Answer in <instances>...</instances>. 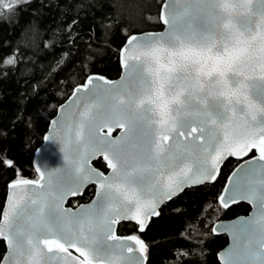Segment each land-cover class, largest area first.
<instances>
[{
  "label": "snow or ice",
  "instance_id": "snow-or-ice-1",
  "mask_svg": "<svg viewBox=\"0 0 264 264\" xmlns=\"http://www.w3.org/2000/svg\"><path fill=\"white\" fill-rule=\"evenodd\" d=\"M250 4L172 0L161 13L165 33L129 38L138 52L131 59L147 66L131 87L105 81L101 89L89 77L75 89L64 116L44 137L61 146L62 166L37 167L39 179L10 185L13 193L0 210V239L10 255L0 264H53L54 251L64 254L56 264H142L147 246L135 234L118 237L114 225L128 220L144 231L146 218L159 215V204L186 185L215 180L226 155L242 157L253 149L258 156L245 162L220 197L223 207L242 198L256 208L234 226V243L223 260L264 264V86L255 89L258 103L245 94L257 70L264 84V0L258 14ZM16 6L18 0H0V12ZM193 12L201 31L190 22ZM123 62L127 66V58ZM13 63L14 57L5 60ZM116 128L121 131L113 137ZM101 155L108 175L91 167ZM0 165L12 167L13 161L0 159ZM90 182L98 186L91 206H63Z\"/></svg>",
  "mask_w": 264,
  "mask_h": 264
},
{
  "label": "trees",
  "instance_id": "trees-1",
  "mask_svg": "<svg viewBox=\"0 0 264 264\" xmlns=\"http://www.w3.org/2000/svg\"><path fill=\"white\" fill-rule=\"evenodd\" d=\"M162 0H18L12 11L0 12V210L8 183L37 179L32 165L57 106L90 74L115 78L119 51L132 33L159 30ZM69 25H72L69 29ZM13 56L15 63L5 64ZM255 152H251V156ZM240 161L228 158L212 183L184 189L165 202L144 231L121 222L117 232L137 235L147 246L145 264H220L217 252L227 236L215 234L217 219L247 214L246 202L222 207L218 198ZM95 166L106 171L103 160ZM88 186L71 198L75 206L94 194ZM5 244L0 239V260Z\"/></svg>",
  "mask_w": 264,
  "mask_h": 264
},
{
  "label": "water",
  "instance_id": "water-1",
  "mask_svg": "<svg viewBox=\"0 0 264 264\" xmlns=\"http://www.w3.org/2000/svg\"><path fill=\"white\" fill-rule=\"evenodd\" d=\"M171 2H172V0H162L161 6H160V9H159V20H160V22L162 24V28L161 29H159V30H146V31L138 32V33H132L126 38L124 44L121 46L120 51H119V61H120L121 71H120V74L117 77L109 78V77H106V76H104L102 74H97V73L90 74V75H88L86 77V79L84 80L83 83L76 85L73 88V90L71 91V93L68 95V97L62 103H60L57 106L55 114L49 120L48 125H47V129H46V131L44 132V134L42 136V142L35 149L34 154H33L32 165H33V168H34V170H35V172L37 174V179H39V173H37V171H36L37 167H40L41 171H51L53 169L60 168L62 166V164H63L64 153L61 151V146L59 144H57L56 142L45 141L44 137L52 134L53 128H54L53 121H60L62 119V117L64 116V112L62 111V109H67L69 104L72 102L75 89L78 86L84 85L88 81L89 77H95L96 78L95 79V85L98 86L101 89L104 88V87H107V85L105 84V81H107V82H109L111 84H115V85H125V84H127V85H129L131 87L133 85V83L135 81H137L138 75L140 73H143L144 69L147 66L146 65H141L140 61H135V60L131 59V56L133 54H138V52H134V49L129 47V44H128L129 38L132 37V36H136L138 38L143 39L144 37H146L148 35H151V34L160 35V34L165 33L167 31V29H168V25H166V24H164L162 22L161 13H162V11L165 10V6L167 4H169V3H171ZM224 2H227V0H224ZM177 7L182 10L183 5H177ZM195 7H196V5L193 3L192 8L194 9ZM249 7H250V10L252 12H255V13L258 14L259 11H260V7H261L260 4H259V0H251V4H250ZM217 14L218 15H224L225 17L227 16V14L222 13L220 9H217ZM241 15H243V13H241ZM255 18L258 19L259 16L257 15ZM189 19H190V22L192 23L193 28L196 29L197 31H201V28L199 27V25H201L202 22L200 20L196 19L194 12L190 13ZM224 22H226V20ZM232 23L237 24V26L239 27V23H238L237 20L233 19ZM221 26H222V23H221ZM122 50H126V51H122ZM125 58H127V66L123 62L125 60ZM136 65H139V67H136ZM101 78H103V79H101ZM189 79H191V78H189ZM262 86H264V84H262V82L260 80V73L257 70V72L255 73V76H254V83H250L249 84V89L250 90L246 91L245 94L248 95L250 99H253L254 102L258 103V101L256 100V97H255V89L260 88ZM120 131L121 130L119 128H116L114 130V132H113V137L119 135ZM100 134L101 135L107 134V128L106 127L103 128L101 130ZM180 139L183 140L184 138L180 137ZM188 139H189V141H191V137H189ZM253 151L255 152V154L251 156L250 154ZM257 156H258V153H257V151L255 149L250 151L248 153V155L242 156V157L230 156V155H226L225 156L224 160L219 165V170L216 173V179L219 176L221 166L223 165V163L228 158H233V159L238 160L240 162L233 168V170L230 172V174L228 175V177H227V179L225 181V184L223 186L222 192H221V194H220V196L218 198V201H219L220 204H221L220 197L225 196L226 195V190L230 189L232 178H233L234 174L237 173V171L239 169H241L242 166L245 165L246 161H252L253 158H255ZM98 159L103 160V162L105 164V167L107 168L106 171H103L102 169H100L97 166H95L94 161H96ZM255 163H259V161L256 160ZM253 166L254 165H248L249 168H251ZM91 167L93 169L99 171V172L104 173L105 175H108L111 172V169H109L107 167L106 162L104 161L102 155L91 160ZM19 179H26V178H19ZM37 179H29V180H37ZM16 180H18V179H15V180H13V181L8 183L7 194H6V198H5V202H4L2 210L6 207L8 199L13 193V189L10 187V185ZM215 180H208V181L203 182V183L186 185L183 188V190L186 189V188L199 186V185H202V184H205V183H212ZM91 185L94 186L95 190H94V194H93L92 198L88 202H81V203H79V204H77L75 206H72V205L68 204L69 199L77 198L78 196L82 195V193L85 190V188L88 187V186H91ZM29 191H31V188H29ZM182 191H180L179 193H181ZM17 192L21 196L24 195V192L22 190H20V189H17ZM97 192H98V186H97V184L95 182L87 183V184H85V186L83 188L80 189V194H78L76 196H69L64 201L63 206L65 208L71 209L72 211H76L81 206L89 207V206H91L93 204V201H95L97 199ZM227 194L231 195V192L228 191ZM177 195H175V196H177ZM175 196H173V198ZM167 201L168 200H165L163 203L159 204V206L157 208L158 212H159L160 207ZM241 201L242 202H246L250 206V209H249L247 214L238 215V216H235V217L230 218V219H217L212 224V231L215 234H224V235L227 236V243L221 249H219L218 252H217V259H218L220 264H224L223 256L225 254H227L228 251L233 246V243H234V241H233L234 226H238L241 223V221L249 219L256 212V208H254L253 204L248 202L247 200L242 199V198H237V200L235 202L232 201V200H229L228 201V205L231 204V203H237V202H241ZM221 206L223 207L222 204H221ZM156 216H158V215H156ZM156 216H151L150 218H146V220H145V228L147 227V225L150 222L151 218L152 217H156ZM121 222H131V221L121 220L119 223H121ZM119 223L114 225L115 234L118 237H121V238L127 237V235H121V234H119L117 232V227H118ZM132 223L137 225L135 222H132ZM145 228H144V230H145ZM214 229H215V231H214ZM137 230H138V226H137ZM3 241H4V244H5V252H4L1 260L3 259V257L5 255H10L9 249L7 247V243H6L5 240H3ZM129 246L135 247L131 243H129ZM70 252L72 253L73 256H77L78 255V253H76L74 249H70ZM124 253H125V255H129L127 253V248L124 249ZM63 255L64 254H59V253H56L54 251L53 254L49 255V259L53 262V264H56V262H58ZM132 255H134L135 257H136V255H138V257H140V254L138 252H135ZM138 257H136V258H138ZM144 257H145V259L143 260L142 264L146 263L145 254H144Z\"/></svg>",
  "mask_w": 264,
  "mask_h": 264
},
{
  "label": "flooded vegetation",
  "instance_id": "flooded-vegetation-1",
  "mask_svg": "<svg viewBox=\"0 0 264 264\" xmlns=\"http://www.w3.org/2000/svg\"><path fill=\"white\" fill-rule=\"evenodd\" d=\"M136 226V229H137V225H135ZM138 231V230H137ZM136 257H138V255H136ZM139 258V257H138Z\"/></svg>",
  "mask_w": 264,
  "mask_h": 264
},
{
  "label": "rangeland",
  "instance_id": "rangeland-1",
  "mask_svg": "<svg viewBox=\"0 0 264 264\" xmlns=\"http://www.w3.org/2000/svg\"><path fill=\"white\" fill-rule=\"evenodd\" d=\"M10 57H13V56H9V57H7V59L10 58ZM7 59H6V60H7Z\"/></svg>",
  "mask_w": 264,
  "mask_h": 264
}]
</instances>
